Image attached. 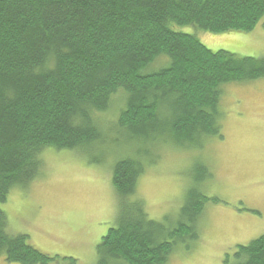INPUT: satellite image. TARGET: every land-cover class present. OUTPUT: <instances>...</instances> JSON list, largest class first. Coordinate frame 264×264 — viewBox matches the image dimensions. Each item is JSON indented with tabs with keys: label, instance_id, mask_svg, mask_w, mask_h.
I'll use <instances>...</instances> for the list:
<instances>
[{
	"label": "trees",
	"instance_id": "1",
	"mask_svg": "<svg viewBox=\"0 0 264 264\" xmlns=\"http://www.w3.org/2000/svg\"><path fill=\"white\" fill-rule=\"evenodd\" d=\"M262 18L264 0H0V205L38 176L44 150L109 145L113 155L123 137L132 150L112 166L118 214L95 264H167L178 244L197 239L210 173L194 180L175 223L150 220L134 197L148 165L144 147L221 139L220 86L264 78V58L211 52L172 27L248 33ZM160 58L165 64L150 70ZM118 95L105 133L97 115ZM2 255L17 264L54 260L9 234L0 209ZM224 264H264V235L236 246Z\"/></svg>",
	"mask_w": 264,
	"mask_h": 264
},
{
	"label": "rangeland",
	"instance_id": "2",
	"mask_svg": "<svg viewBox=\"0 0 264 264\" xmlns=\"http://www.w3.org/2000/svg\"><path fill=\"white\" fill-rule=\"evenodd\" d=\"M172 28L194 36L211 52L264 58V18L248 33ZM163 64L160 58L149 69ZM220 92L221 139L208 138L201 148L144 147L148 165L134 197L142 201L150 220L175 223L194 180L204 170L210 173L202 185L210 200L198 219L197 239L178 244L167 264H224L236 246L264 235V78L223 84ZM119 97L107 113L97 115L105 133L112 134L122 106ZM122 138L112 148L113 155L109 145L93 146L85 154L44 150L38 176L25 189H13L0 205L7 232L25 235L30 246L54 258L48 264H68V258L75 264H95L96 247L115 226L118 214L112 166L132 150ZM0 264L17 263L6 262L2 255Z\"/></svg>",
	"mask_w": 264,
	"mask_h": 264
}]
</instances>
